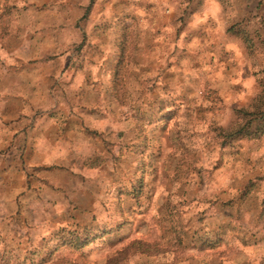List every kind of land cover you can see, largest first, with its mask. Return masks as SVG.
<instances>
[{"label": "rangeland", "instance_id": "374dc122", "mask_svg": "<svg viewBox=\"0 0 264 264\" xmlns=\"http://www.w3.org/2000/svg\"><path fill=\"white\" fill-rule=\"evenodd\" d=\"M263 112L264 0H0V264H264Z\"/></svg>", "mask_w": 264, "mask_h": 264}, {"label": "trees", "instance_id": "16d2710c", "mask_svg": "<svg viewBox=\"0 0 264 264\" xmlns=\"http://www.w3.org/2000/svg\"><path fill=\"white\" fill-rule=\"evenodd\" d=\"M244 113L246 114V112H244ZM262 115H263V117L260 119V122H259V124H257V127L255 128L254 131H252L251 125H249L250 124V122H249L247 125H245V126H243L241 128H237L234 131H230L226 136H233V135L237 136L239 134L240 135H242V134L243 135H251L252 133L253 134L262 133L264 131V112L262 113Z\"/></svg>", "mask_w": 264, "mask_h": 264}]
</instances>
